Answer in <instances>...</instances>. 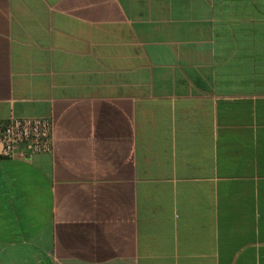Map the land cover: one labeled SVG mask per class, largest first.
<instances>
[{
	"label": "crops",
	"instance_id": "obj_1",
	"mask_svg": "<svg viewBox=\"0 0 264 264\" xmlns=\"http://www.w3.org/2000/svg\"><path fill=\"white\" fill-rule=\"evenodd\" d=\"M12 117L0 264H264V0H0Z\"/></svg>",
	"mask_w": 264,
	"mask_h": 264
},
{
	"label": "built area",
	"instance_id": "obj_2",
	"mask_svg": "<svg viewBox=\"0 0 264 264\" xmlns=\"http://www.w3.org/2000/svg\"><path fill=\"white\" fill-rule=\"evenodd\" d=\"M0 156L28 157L51 150V124L47 119L15 118L0 125Z\"/></svg>",
	"mask_w": 264,
	"mask_h": 264
}]
</instances>
